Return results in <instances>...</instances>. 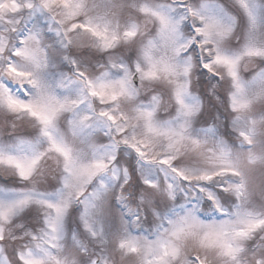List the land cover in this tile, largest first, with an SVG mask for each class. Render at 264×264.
<instances>
[{"label":"snow or ice","instance_id":"obj_1","mask_svg":"<svg viewBox=\"0 0 264 264\" xmlns=\"http://www.w3.org/2000/svg\"><path fill=\"white\" fill-rule=\"evenodd\" d=\"M0 264H264V0H0Z\"/></svg>","mask_w":264,"mask_h":264}]
</instances>
